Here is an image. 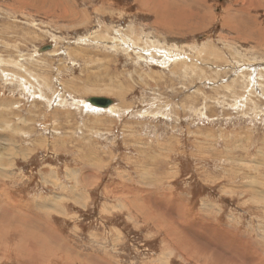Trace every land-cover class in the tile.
Returning <instances> with one entry per match:
<instances>
[{"label":"rangeland","instance_id":"1","mask_svg":"<svg viewBox=\"0 0 264 264\" xmlns=\"http://www.w3.org/2000/svg\"><path fill=\"white\" fill-rule=\"evenodd\" d=\"M204 263L264 264V0H0V264Z\"/></svg>","mask_w":264,"mask_h":264},{"label":"bare ground","instance_id":"2","mask_svg":"<svg viewBox=\"0 0 264 264\" xmlns=\"http://www.w3.org/2000/svg\"><path fill=\"white\" fill-rule=\"evenodd\" d=\"M251 2V1H250ZM158 4H162V3H158ZM165 4V3H164ZM167 4V3H166ZM168 8V4L166 5V10H167V12H169L168 10L169 9H167ZM163 9H165V8H163ZM164 12H165V10H164ZM191 12V11H190ZM170 13V12H169ZM160 15H162L161 13H160ZM160 18H161V16H160ZM163 18V17H162ZM168 19V18H167ZM162 20V19H161ZM177 20V19H176ZM175 20V21H176ZM160 21V20H159ZM170 22V21H169ZM178 23V22H177ZM231 24V23H230ZM177 25V24H176ZM176 27H178V25L176 26ZM251 32V31H250ZM253 32V31H252ZM254 33V32H253ZM253 70V69H252ZM254 84V83H253ZM70 176V175H69ZM56 179V178H55ZM49 181V180H48ZM254 183V182H253ZM54 184V183H53ZM255 184V183H254ZM255 188V187H254ZM85 200V199H84ZM84 202V201H83ZM81 203V202H80ZM155 204V203H154ZM81 205V204H80ZM161 205H163L162 203H161ZM61 206V205H60ZM151 206H153L152 204H151ZM150 207V206H149ZM166 208V207H165ZM159 209V208H158ZM168 211V210H167ZM166 211H164L163 212V217L165 216L166 217V219H168V223H169V220L172 222V226H173V228H172V231L174 230V229H176V231H177V229L178 230H182L183 229V232H184V234L182 233V235H180L179 236V239L182 241V242H184V244L186 243V244H188L189 245V251H190V249H191V253L192 254H199L200 256H203L204 258H205V260H207L208 258H209V255L212 257V255H211V253H209L208 252V249L209 248H207L206 246H204L201 242H198V238H197V236H198V233L197 232H194V231H192V229L190 228V229H188V228H179L178 226H180V224H181V222H175V218H176V214H173L172 212V215H168V213L170 212H168V213H165ZM170 222V223H171ZM169 223V224H170ZM174 223H175V225H174ZM181 227V226H180ZM189 231V232H188ZM176 233H178V232H176ZM175 233V234H176ZM185 236V237H184ZM188 236V237H187ZM181 237L184 239V241L181 239ZM223 239H224V233H220L219 235H218V242L219 243H221V244H223ZM179 241V240H178ZM211 241V240H210ZM214 244H217L215 241H214ZM183 245V244H182ZM182 247V246H181ZM187 248V247H186ZM188 250V249H187ZM195 251H197V252H195ZM218 256V255H217ZM213 258V257H212ZM214 258H215V256H214ZM216 259V258H215ZM214 259V260H215ZM218 259H221V257H219ZM244 261V260H243ZM199 262V261H198ZM213 262V260L211 261V263ZM216 262H218V263H220L218 260L216 261ZM235 262V261H234ZM214 263V262H213ZM205 264V263H204ZM207 264H209V263H207ZM241 264V263H240ZM258 264V263H257Z\"/></svg>","mask_w":264,"mask_h":264},{"label":"water","instance_id":"3","mask_svg":"<svg viewBox=\"0 0 264 264\" xmlns=\"http://www.w3.org/2000/svg\"><path fill=\"white\" fill-rule=\"evenodd\" d=\"M51 49H52V46H47L42 50L48 51ZM86 101L88 104H90L96 108H102V109L110 108L114 104L113 100L108 99V98H104V97H90V98H87Z\"/></svg>","mask_w":264,"mask_h":264}]
</instances>
